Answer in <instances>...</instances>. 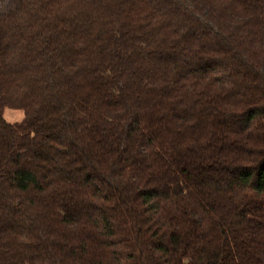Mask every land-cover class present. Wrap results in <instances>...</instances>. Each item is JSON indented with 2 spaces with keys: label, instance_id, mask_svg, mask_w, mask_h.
<instances>
[{
  "label": "trees",
  "instance_id": "16d2710c",
  "mask_svg": "<svg viewBox=\"0 0 264 264\" xmlns=\"http://www.w3.org/2000/svg\"><path fill=\"white\" fill-rule=\"evenodd\" d=\"M0 264H264V0H0Z\"/></svg>",
  "mask_w": 264,
  "mask_h": 264
},
{
  "label": "rangeland",
  "instance_id": "374dc122",
  "mask_svg": "<svg viewBox=\"0 0 264 264\" xmlns=\"http://www.w3.org/2000/svg\"><path fill=\"white\" fill-rule=\"evenodd\" d=\"M5 117L10 121L19 120L22 117L21 111L18 110H6Z\"/></svg>",
  "mask_w": 264,
  "mask_h": 264
}]
</instances>
